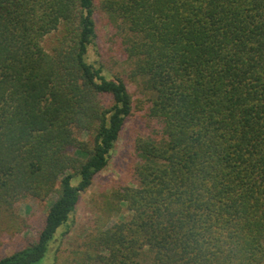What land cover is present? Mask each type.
<instances>
[{"label":"trees","instance_id":"trees-1","mask_svg":"<svg viewBox=\"0 0 264 264\" xmlns=\"http://www.w3.org/2000/svg\"><path fill=\"white\" fill-rule=\"evenodd\" d=\"M95 1L0 0V244L27 228L17 202L56 195L36 239L0 264L44 259L133 114L124 79L88 61ZM100 9L153 93L149 131L114 193L130 218L99 216L55 264H264V0Z\"/></svg>","mask_w":264,"mask_h":264},{"label":"rangeland","instance_id":"rangeland-1","mask_svg":"<svg viewBox=\"0 0 264 264\" xmlns=\"http://www.w3.org/2000/svg\"><path fill=\"white\" fill-rule=\"evenodd\" d=\"M95 2L97 36L88 48V61L101 67L109 77L116 75L124 79L132 94L133 114L128 118L116 142L109 164L96 175L90 188L81 193L80 201L68 224L60 229L50 251L38 264H55L71 256L72 250L83 248L82 242L99 216L108 219L110 223L129 219L131 216V212L124 205L121 207L117 204L114 193L131 184V167L138 162L133 143L149 131V108L153 93L148 89L145 80L133 72L135 62L127 55L123 38L116 27L118 25L111 23L107 14L100 9L101 0ZM53 36H48L44 41L47 49L51 48ZM104 102H110L107 95ZM55 196L53 194L45 200L27 197L15 204V210L25 220L27 228L24 227V230L17 233V228L6 229L8 231L1 237L3 244H0V257L36 239Z\"/></svg>","mask_w":264,"mask_h":264}]
</instances>
